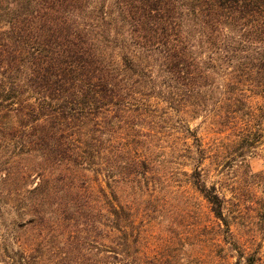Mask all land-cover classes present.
<instances>
[{"label": "trees", "instance_id": "1", "mask_svg": "<svg viewBox=\"0 0 264 264\" xmlns=\"http://www.w3.org/2000/svg\"><path fill=\"white\" fill-rule=\"evenodd\" d=\"M10 4L0 28V184L37 172L27 195L55 196L76 231L96 219L105 264H138V201L176 200L184 182L223 231L236 220L264 231V170L247 162L264 158V0ZM202 115L216 117L227 141L199 136L189 119ZM239 184L260 188L249 209L224 193Z\"/></svg>", "mask_w": 264, "mask_h": 264}, {"label": "rangeland", "instance_id": "2", "mask_svg": "<svg viewBox=\"0 0 264 264\" xmlns=\"http://www.w3.org/2000/svg\"><path fill=\"white\" fill-rule=\"evenodd\" d=\"M9 9H12L10 0H0L1 29L8 25ZM204 116L189 119L199 136L206 143L227 141L228 132L222 131L221 125H214L216 117ZM11 152L18 153L9 149L7 156ZM23 162L20 160L16 170L19 171ZM247 162L252 173L264 170V158L258 155H252ZM30 174L24 180L0 184L4 191L0 196V264L10 261L15 264H105L103 247L95 242L96 219H89L84 230L67 227L55 196L40 202L27 195L26 191L38 182L37 172ZM227 188L224 189L226 197L232 200L235 195L246 209L254 205L260 194L259 187L243 184ZM180 189L186 191L176 200L142 204L138 201V264H238V259L244 264L246 254L255 249L260 257L255 264H264V231H253V226L244 227L237 220L230 233L223 231L209 214L205 201L187 183ZM33 208L39 215L33 217V223H26ZM12 221H20V226L11 225ZM242 255L245 257L241 258Z\"/></svg>", "mask_w": 264, "mask_h": 264}]
</instances>
